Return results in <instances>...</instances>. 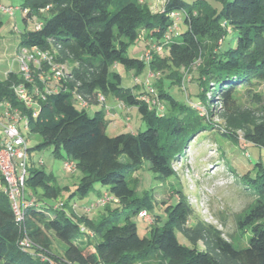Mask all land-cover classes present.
Listing matches in <instances>:
<instances>
[{"label": "trees", "instance_id": "16d2710c", "mask_svg": "<svg viewBox=\"0 0 264 264\" xmlns=\"http://www.w3.org/2000/svg\"><path fill=\"white\" fill-rule=\"evenodd\" d=\"M19 1L26 24L34 17L42 23L39 29L23 31L19 49L49 51L58 64L67 66L69 77L56 95L39 100L36 117L13 90L23 83L20 74L10 73L0 80V103L19 110L28 122L29 140L40 139L33 147L27 140L29 154L52 148L56 158L74 161L82 178L64 203L53 204L63 192L57 178L28 164L24 224L16 222L11 200L0 189V264H264L261 161L253 166L254 177L253 173L243 176L257 196L239 220L240 229L253 232L245 249H237L213 225L201 220L190 224L195 212L181 192L176 204L163 203L166 222L160 226L161 218L154 215L158 206L154 194L139 195L137 180L131 188L128 178L145 163L158 179L177 177L175 164L209 130L234 144L242 137L249 147L264 150V0H215L221 9L209 0H168L159 13L152 11L150 0ZM181 13L187 31L179 34ZM228 35H234V40L225 46ZM137 41L145 53L151 52L149 60L129 57ZM155 46L163 51L155 52ZM120 66L137 79L152 75L153 93L140 83L125 86ZM194 69L200 93L192 103L179 99L173 89L186 90V76ZM76 97L89 109H101L91 117L89 109L76 107ZM100 97L137 108L147 130L110 137L106 102L101 103ZM199 105L209 117L218 111L223 121L220 130L198 112ZM123 156L128 162L121 161ZM0 180L6 187L1 174ZM96 184L109 187L106 193L119 203L116 208L100 207L103 213L91 218L90 213L84 215L90 204L78 206L76 200L86 199ZM144 211L153 219L147 237L140 235L134 221ZM90 232L93 242L77 244ZM49 233L66 249L56 251ZM24 235L31 239L30 250L18 245Z\"/></svg>", "mask_w": 264, "mask_h": 264}, {"label": "rangeland", "instance_id": "374dc122", "mask_svg": "<svg viewBox=\"0 0 264 264\" xmlns=\"http://www.w3.org/2000/svg\"><path fill=\"white\" fill-rule=\"evenodd\" d=\"M211 4L221 9V5L215 0H209ZM3 4H12L14 7H20L19 0H1ZM168 0H154L152 11L154 13L163 12ZM0 7H2L0 5ZM24 13L22 11L15 12L14 16L4 14L0 10V80H5L10 73L20 74V65L17 60V51L20 44V36L27 28L35 29L41 21L39 17H34L27 24L24 21ZM182 21L179 23V34L187 31L185 24V16L181 13ZM140 39H145V34L140 35ZM234 40V35H228L225 39V46ZM142 42L137 41L136 44L130 47L128 55L131 58H143L147 55L142 47ZM141 49V50H140ZM138 50H140L138 52ZM138 52V53H137ZM118 71L123 76L125 86L132 87L134 83H140L144 88L143 82L146 79L134 78L132 72H126L125 68L120 66ZM197 71L194 69L192 74H187L184 88L174 87L173 91L179 99L193 100L200 93L197 82ZM262 87H260V90ZM115 98L109 97L106 100V109L111 110V114L106 115L107 133L110 137H116L123 133L138 134L147 130L146 124L143 122L138 109L135 107L121 108L115 105ZM241 102L246 100L245 96L241 97ZM78 109L82 106L75 101ZM6 109L5 103H0V111ZM105 109V111H106ZM198 112L211 121L216 130H220L223 126V121L217 115L209 117L205 108L199 105ZM95 108H90L88 114L93 117ZM19 112V110H18ZM21 116V115H20ZM22 117V116H21ZM6 118L0 116L3 123ZM6 122V121H5ZM20 130L23 136L28 140V145L33 147L39 143L38 137H32L29 140V132L25 129V120L20 124ZM242 137L238 144H234L217 131L209 130L199 135L193 143L188 147L185 157L175 164L177 177L173 176L168 180L158 179L145 163L133 176H129L130 187H136L139 195L144 191H150L154 194L158 206L154 209V215L159 216L160 226L166 222V215L163 212V203L176 204L180 198L181 192L187 199H192L196 204H193L194 215L189 220L190 224L201 220L207 224L218 228L224 235V238L231 241L237 249H245L249 245V240L253 237V232L250 228L240 229L239 220L244 217L245 212L250 208L257 199L254 190L245 182L243 176L246 173H253V166L261 161L264 164V150L257 147H249L242 141ZM121 161L126 163L128 158L123 156ZM40 162L43 164L41 165ZM66 158L58 159L53 154V149L48 148L44 151H33L29 154V164H34L38 169L44 170L47 174H52L57 178L58 184L63 188L62 196L54 203L62 204L75 191L79 184L82 173H72L65 168ZM217 166V167H216ZM254 177V173L252 174ZM0 189H5L4 184L0 180ZM109 187H104L96 184L90 195L84 200H76L78 206L91 204L96 202L100 197L108 192ZM118 205L112 204L111 208H116ZM104 208L91 212L89 217L98 218ZM78 214H82L79 208H76ZM86 212L84 213V215ZM151 216V215H150ZM152 218V216H151ZM138 225L139 233L142 237L149 236L151 226L144 223L139 218L134 220ZM153 225V224H152ZM49 236L53 240V246L56 251L61 252L66 249V245L60 241L52 233ZM181 242H184L183 237L178 234ZM92 232L90 235L81 236L77 240V244L88 246L93 242ZM186 244V243H185Z\"/></svg>", "mask_w": 264, "mask_h": 264}, {"label": "built area", "instance_id": "2783aa9c", "mask_svg": "<svg viewBox=\"0 0 264 264\" xmlns=\"http://www.w3.org/2000/svg\"><path fill=\"white\" fill-rule=\"evenodd\" d=\"M0 10L7 15L14 16L15 12L19 11L17 7H0ZM173 14L172 17H178ZM42 27V23L36 26L37 29ZM176 25L174 29H176ZM174 31V30H173ZM172 33V31H170ZM170 36V35H169ZM167 36V39H169ZM153 50L157 53L163 51L162 46H155ZM151 57V52L148 51L145 56L146 60ZM17 60L20 65V75L23 83L14 85L13 90L19 101L30 110L34 111V117L39 114V100H45L47 96L56 95L61 90V84L69 77V71L66 65L58 64L55 61L54 55L49 51H43L38 47H22L17 54ZM149 75L143 83L144 87L153 93ZM76 102L82 106L81 109H89V105L81 98L76 97ZM100 102H106L104 97H100ZM155 104V102H154ZM120 108H124L123 104H119ZM106 109V106H104ZM111 110L106 109V115H110ZM20 112L6 105L4 118L6 122H0L2 126V138L0 139V174L6 182L4 189L12 203L13 212L18 224L25 222L26 208V174L29 164V153L27 149V140L20 130V124L23 117ZM25 129L28 131V122L25 120ZM42 165L43 163L40 162ZM66 170L75 173L77 172L74 161L65 162ZM119 200L105 193L96 202L90 204L86 209V213H91L100 207H105L109 204H118ZM191 206L196 204L194 200L189 199ZM139 219L148 225L153 224V219L146 212L139 215ZM21 249L30 250L32 247L31 239L24 235L18 242Z\"/></svg>", "mask_w": 264, "mask_h": 264}, {"label": "crops", "instance_id": "0c3cea01", "mask_svg": "<svg viewBox=\"0 0 264 264\" xmlns=\"http://www.w3.org/2000/svg\"><path fill=\"white\" fill-rule=\"evenodd\" d=\"M153 1L154 0H150V7L152 8V6H153ZM1 6H13L12 4H9V3H7L6 5L5 4H3L2 2H1ZM141 50V49H140ZM140 50H138V52L140 51ZM137 52V53H138ZM115 105H118V102H117V100H115ZM98 109H101L100 107L99 108H96V110H98ZM129 109V108H128ZM6 110V109H5ZM4 115V112H1L0 111V116H3ZM6 121V120H5ZM0 122H1V120H0ZM2 126L0 125V139L2 138Z\"/></svg>", "mask_w": 264, "mask_h": 264}]
</instances>
